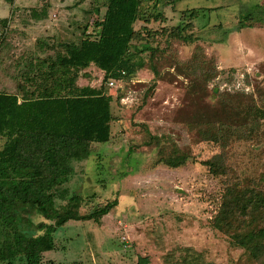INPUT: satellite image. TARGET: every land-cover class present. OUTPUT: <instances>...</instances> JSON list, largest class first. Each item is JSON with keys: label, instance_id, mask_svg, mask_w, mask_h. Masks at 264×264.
Returning a JSON list of instances; mask_svg holds the SVG:
<instances>
[{"label": "trees", "instance_id": "trees-1", "mask_svg": "<svg viewBox=\"0 0 264 264\" xmlns=\"http://www.w3.org/2000/svg\"><path fill=\"white\" fill-rule=\"evenodd\" d=\"M1 1L14 9L16 0ZM190 1L91 0L84 11L91 20L77 26L78 33L65 39L56 36L51 43L37 40L31 55L19 58L15 70L8 73L13 88L0 91V264H56L43 257L55 250V233L70 222L99 223L117 207L115 198L92 204L83 213V205L95 195L70 193L68 185L82 171L92 145H105L111 139L112 104L119 96L109 83L130 80L147 59L166 54L175 42L193 43V33L188 31L195 22L226 7H190ZM179 6L182 9L178 10ZM166 7L180 11L177 24L153 29L152 22L166 23ZM239 8L237 23L230 29L221 22L212 26L222 37L221 43L234 31L264 26V3H241ZM48 10V5L32 9L30 21L45 20ZM10 19L0 18L3 37ZM202 25L204 28L207 23ZM145 54L148 57H142ZM214 63V58H207L196 45L191 58L176 67L179 75L188 79V96L201 100L206 95L207 84L216 75ZM92 66L103 73L98 88L79 84L80 79L91 77L87 70ZM159 77L160 72H154V81ZM154 88L155 83L145 97ZM224 91L217 106L194 111L185 124L195 141L220 150L198 162L212 176L224 179L210 228L242 251L237 264H264V173L241 177L226 157L234 143L259 139L264 109L251 97L232 95L243 91ZM262 96L264 92L259 94ZM243 98L249 100L246 106ZM139 127L146 135L142 145L156 150V166L178 169L190 161L195 163L189 149L165 143L168 138L152 135L144 124ZM131 152L129 149L128 158ZM180 252L177 264H208L191 248ZM147 263V258L138 257L137 264Z\"/></svg>", "mask_w": 264, "mask_h": 264}, {"label": "rangeland", "instance_id": "rangeland-1", "mask_svg": "<svg viewBox=\"0 0 264 264\" xmlns=\"http://www.w3.org/2000/svg\"><path fill=\"white\" fill-rule=\"evenodd\" d=\"M78 1L16 0L13 9L0 0V18L11 17L5 38L0 31V91L13 88L8 73L19 58L31 55L37 40L47 39L51 43L56 36L69 38L73 32L78 33L77 26L91 20L84 14L91 0H83L76 6ZM256 2L264 3V0L190 1V7L199 4L226 7L195 22L188 31L193 33V43L175 42L166 54L147 59L144 68L130 80L113 83L110 90L117 92L119 100L112 104L115 119L111 139L105 145H92L89 157L80 168L82 171L73 177L68 188L70 193L85 197L95 195L83 205V213L92 204H105L115 198L118 205L99 223H68L55 233V250L45 253V260L56 264H137L138 257H142L147 258V264H177L180 250L191 248L201 253L208 264H237L242 251L231 245L225 235L210 228L224 179L212 176L198 163L220 150L195 141L185 121L203 106H217L220 95L227 90L222 88L224 84L231 86L240 74H244L249 90L232 95L251 97L264 109V96L259 97L264 92V26L234 31L224 43L212 30L219 22L230 29L237 23L235 14L240 4ZM45 5H48L49 17L31 22L30 11ZM163 12L166 23L152 22L153 29L177 24L180 11L173 12L166 7ZM203 23L207 26L201 28ZM138 27L139 23L135 28ZM196 45L203 48L207 58H214L216 68V75L207 84L206 95L201 100L188 96V79L179 75L176 68L191 58ZM87 72L91 77L80 79L79 84L98 88L103 73L93 66ZM154 72H160L156 81ZM154 83L155 88L145 97ZM246 98H243L244 106L249 101ZM141 124L152 135L168 138L164 139L165 143L189 149L195 163L190 161L178 169L156 166V150L142 145L146 135L139 127ZM260 134L259 139L234 143L227 151L228 164L241 177L264 173V120ZM129 149L132 152L128 158Z\"/></svg>", "mask_w": 264, "mask_h": 264}, {"label": "built area", "instance_id": "built-area-1", "mask_svg": "<svg viewBox=\"0 0 264 264\" xmlns=\"http://www.w3.org/2000/svg\"><path fill=\"white\" fill-rule=\"evenodd\" d=\"M240 78L237 79L235 78V82H232V85L230 86L229 84H224V86L222 88H226L227 90L230 91H243V92H247L249 90V86L245 84V76L244 74H240L239 75ZM109 86H113V82L109 83ZM231 88L233 90H231Z\"/></svg>", "mask_w": 264, "mask_h": 264}, {"label": "crops", "instance_id": "crops-1", "mask_svg": "<svg viewBox=\"0 0 264 264\" xmlns=\"http://www.w3.org/2000/svg\"><path fill=\"white\" fill-rule=\"evenodd\" d=\"M100 71V70H99ZM101 72V71H100Z\"/></svg>", "mask_w": 264, "mask_h": 264}]
</instances>
